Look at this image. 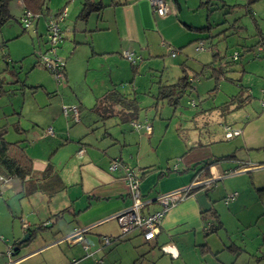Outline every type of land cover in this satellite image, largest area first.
<instances>
[{"label": "crops", "instance_id": "0c3cea01", "mask_svg": "<svg viewBox=\"0 0 264 264\" xmlns=\"http://www.w3.org/2000/svg\"><path fill=\"white\" fill-rule=\"evenodd\" d=\"M17 1L21 10L20 19L25 3L23 0ZM51 1L47 0V8H49L47 12L51 14L57 13L68 2L65 9L67 17L63 24V40L58 52L66 61L65 88L74 93V98H45L42 102L38 98H9L10 106L8 107L10 108L7 115L11 117L7 120L8 129L3 132L9 141L20 142L25 147L37 171L45 170L51 162L60 173L66 188L52 196L40 191L27 195L22 181L16 177L8 178L5 183L0 182L2 188L0 194V235L2 236L0 239V264H6L8 261L6 249L9 246L17 248L22 238L35 228L37 235L19 253L22 258L20 264H95L96 260L101 261V264H239L242 259L243 246L233 238L234 235L241 230H251L256 227L260 218L264 216V161L260 162V160H264V155L260 154V151L264 150V132L259 130L254 132L251 123L245 127H239L233 122H224L221 128L230 123L242 129V133L235 137V139H240L243 144L241 150H238L237 146L232 147L229 151L224 150L223 144L232 145L234 141L222 142L221 148H217L214 145L216 139H211V136H208L204 142L192 141L186 151L181 156H177V161L172 166L178 167L180 171L168 174L163 172L172 168L171 164L165 166L157 160L150 163L145 160L143 153V150L149 147L148 144H151L158 129L152 119L156 118L157 110L164 108L165 104L160 102L156 108L154 100L158 94L161 80L158 83L155 81L157 90L155 89L153 92L143 93L139 91V88L137 89L139 85L136 79L142 77L140 66L145 64L149 72H153L157 70L159 64L163 67L166 66L165 54L168 53L178 58L186 52L185 57L175 63L180 72L179 76L185 66L193 70H201L212 59L209 60L208 56H203L204 59L201 60L188 55L191 52L192 44H198L195 49L199 51L201 50L198 49L200 42H205V40L200 41L203 35L192 30L189 25L202 27L210 22L209 17L207 23L206 21L197 23L192 17L193 14L184 10L183 3L187 4L188 1L173 0V3L172 0L171 2L166 0L170 12L168 15L159 16L153 11L149 0H92L102 2L106 6L100 11H94L86 20H83L78 16L85 0H81L77 4H74L76 0H72L71 3V0H65L60 5H53ZM208 3L210 0L206 1V4ZM203 4L204 2H201L200 6ZM246 7V13L254 21L256 12L253 7L251 9L248 5ZM11 14L15 20L12 11ZM19 19L16 20L20 23ZM46 22V16H42L35 19L26 31L24 28L22 32L19 31L21 34L18 36L25 39L23 33L25 34L32 28L31 32L35 34L32 35L34 48L37 41L42 42L39 45V52L35 53L36 58L30 56L32 49H23V56L28 57L27 60L33 64L31 69L42 64L40 55L48 47ZM8 36L7 33L1 32L4 43L0 42V44L4 45L7 59H4L5 53L3 54V51L0 50L4 63V68L0 71L2 77L0 96L6 95L10 91L6 87L8 79L5 72L10 73V79H13L10 83L20 81V75L14 65L17 53L6 43V40L10 39ZM39 37L41 38L39 39ZM248 47L251 46H245L246 51H248ZM124 51L131 52L136 58L137 73L134 72L132 62L124 56ZM174 53L176 54L173 55ZM120 60H123L124 63L122 70L119 64ZM127 61L130 62V66ZM98 63L101 67H97ZM104 67H107L106 71H104ZM89 70H93L90 83L88 82ZM82 71H85L84 75L80 73ZM126 71L127 73L129 71L128 76L131 72L135 73L134 82H132L133 97L153 98V106H141L138 99L142 111L138 113L137 119L128 120L134 107L123 106L118 100L114 103L113 99L108 100L107 102L113 103L112 106H115L117 112L113 114L103 112L101 115L104 121L111 116L117 117L113 126H107V131L105 130L103 135L98 137L96 143H87V139H83L86 136L84 135L78 140V147L73 155L70 154L63 164L62 160L57 161V154L65 148L59 149L53 142L55 140L50 139L59 137L63 140L62 145L65 147L72 141L69 138L61 137L66 134V131L67 134H72V129H69L72 117L64 114L63 105L74 104L78 107L81 118L82 114L83 116L85 114V117L88 116L87 110L96 111L97 108H93L95 104L92 106L90 100L87 101L85 98H103L111 91L117 90V87L120 88V84H122V88H125L128 76L123 77V75ZM242 78L243 74L241 84ZM83 79L85 80L81 81ZM222 88L221 84L218 94L223 90ZM195 89L197 90L196 86ZM121 93L129 98L126 93L122 91ZM224 94H226L224 98L231 97L229 93L224 92ZM198 97L202 98L199 94ZM261 97L262 94L260 100ZM205 98L212 97L208 95ZM200 101H204V99ZM199 107L201 108L200 112L204 111L201 104ZM2 108L3 104L0 102V109ZM45 112L47 114H44ZM150 113H152L151 116ZM80 121L74 120V123ZM126 122L128 124L131 122L151 124L152 132L148 134L144 128L126 129L124 126ZM91 125L89 122L87 128L83 126L76 134L80 135L86 130L85 134H88ZM47 127H53L56 132L55 137L46 135ZM222 139L227 138L224 135ZM114 145L120 146V150H116ZM89 147L93 148L91 152ZM82 149L84 152L80 154L79 151ZM229 154L235 155L234 158L214 161L216 158ZM116 160L136 170L141 176L144 174L140 185L142 196L145 199L153 200L162 193L188 186L195 175L196 170L193 167L205 161L211 163L199 171L196 177L219 178L210 185L211 187L230 176L242 179V177L246 178L244 174H252L254 182L252 188L249 181H247V186L242 184L236 186L239 194L228 203L224 202V205H230L233 201V208L243 211L251 206L247 205L251 201L252 205H261V210L257 206L254 211L256 220H253V217L238 219L237 211L234 212L233 216L236 221L233 225L237 231H229L222 216L227 211L220 208L219 205L217 206V203L220 200L225 201L230 193L226 190V184L223 183V187L215 186L211 192L208 191L210 186L199 189L184 201L173 206L162 218L160 230L155 239L146 240L138 229L124 233L115 215L130 208L133 205V199L124 179L125 168L120 166L115 171L110 170L111 163ZM69 162L78 168L77 178L72 179L71 176L67 177L64 173ZM160 173L164 175L159 176ZM227 185L230 184L227 183ZM234 187H229V190ZM253 188L259 192L260 198ZM62 193L67 196L60 200ZM17 195L20 197L19 202L16 200ZM160 208V203L153 201L143 210V213H153ZM78 228L84 229L81 235L82 239L74 242L67 240L66 236L74 233ZM256 228L258 229L256 236L258 241L254 250L259 252V249L264 246V231L262 228ZM223 230L226 233L224 237L221 234ZM133 231L136 233L133 236H141L143 243L148 245V249L140 247L141 244L134 245L129 260L124 261V257L119 254V247L133 242V236H131ZM213 235H216L218 239H212ZM105 236L111 237L110 244L103 243ZM63 240H66L67 243L65 251L58 248L63 244ZM119 244L121 246H118ZM86 245L90 248L89 253L84 248ZM116 246L118 247L116 248ZM202 246H206L209 250L206 254L202 253ZM56 249H59V252ZM53 250L56 252L49 255L48 253ZM69 254L72 255L71 263ZM246 254L258 261L263 258V255L251 253L249 250ZM64 259H67L68 262H65Z\"/></svg>", "mask_w": 264, "mask_h": 264}, {"label": "rangeland", "instance_id": "374dc122", "mask_svg": "<svg viewBox=\"0 0 264 264\" xmlns=\"http://www.w3.org/2000/svg\"><path fill=\"white\" fill-rule=\"evenodd\" d=\"M62 1L65 0H52L51 2L53 5H60L61 3H64ZM80 1L81 0H76V3L74 4H77ZM169 1L171 2V0ZM185 1H188V5L183 3L184 10L192 13V17L195 19V21H197V23H205L203 21H206L207 23V19L209 17L210 23L214 26L212 31L214 36L210 39L205 40V49L197 51L195 48L198 44H192L191 52L188 53V55H190L192 58H199L201 60L204 59L203 56H208V59L211 60L214 53L220 52L221 56H224V61L233 62V54L235 52L239 54V60H237L233 65L234 70L229 72L228 75L234 79H238L240 75L243 74L242 84L244 85L246 90H248V92H246V95L250 93L252 95V98H250V101L248 102H245L244 98H239L244 100V102H242L241 104L239 103V100H237L238 98L233 103L223 104L230 99L224 98V96L226 95L224 94V92L232 95V93H236L240 88V86L236 83H231L230 81L226 80H222L221 84L223 86V90L219 94L215 92L212 93V98H205L209 95V90H211L215 86V82L213 79L202 78L199 81L195 82V86L197 87V90L194 92L195 94L192 96L185 94L182 98H180L178 107L169 105L167 102H165V107L159 108L157 110L156 118H151L153 122L155 121L156 129H158L151 141V144L149 145L147 143L149 147H146V149L143 150V153L145 156V160L150 161V163L157 160L165 166L171 164V167L173 166L175 161H177V156H181L183 152L186 151L187 147L191 145L192 141L204 142L205 139L208 138V136H211V139H216V142L213 143L217 148H221L220 144H222V142L227 143L229 141H234L232 145L223 144L224 150L229 151L230 149H232V147L235 146H237L238 150H241L240 148L243 144L240 142V139H222L224 137V126L223 128H221V125L224 122H233L239 127H245L246 125L251 123L250 125L253 126L254 132L256 130L264 132V107L260 100V96L264 89V56L262 54L256 56V47H254L255 50H253L252 52L245 50V46L256 45L261 37L260 35H264V0L256 3L253 6L254 11L256 12V19L254 21L251 19L250 15L246 13V0H210V3L208 4H206V1L209 0H181V2ZM71 2L72 0L70 1V3ZM172 2L174 3L173 0ZM201 2H204V4L200 6ZM17 3V0L11 1V11L14 14L15 20H10L9 22L3 24L2 28H0V42L4 43L1 37V32L3 31L5 32V34L7 33L9 35L8 37H10L9 40H6V43H8L11 49L13 51H16L17 53L15 54L17 60L14 62V65H16L17 71L20 75V81L10 83L11 81H13V79H10V73L5 72L8 79L6 80V87L10 91H8L6 95L0 96V98H2L0 99V102L3 104V108L0 109V132L5 131L9 127L7 124V120L11 117H8L7 115L10 108L8 107L10 106L9 98H38L40 102L44 101L45 98H74V93H71L70 91H68V89L65 88L66 82H58L52 75V73L42 64L38 65L35 69H31L33 64L30 63L31 61L27 60L28 57L23 56V49L30 48L32 49V54L30 56H33L32 58H36L35 53L39 52V45L42 44V42L39 43V41H37L35 43V48L32 46V35H35L31 32L32 28L29 29L25 34L23 33L25 39H22V36H18L23 31V27L16 20L17 18L19 19L21 11L20 6H18ZM209 11H211L210 16ZM182 19L184 18L182 17ZM63 24H65V21ZM40 38L41 37H39V39ZM185 54H182L178 58H175L168 53L165 54L164 60L166 66L163 67L159 64L157 70L153 72H149L147 66H145V64H141L140 70L142 77L140 79H138L137 77L136 79V82H138L139 85L137 89L139 88V91H142L143 93H146V91L153 92L157 88V83L160 80L162 84L175 83L180 77L179 69L175 66V63H178V60H182L185 57ZM1 55L2 54L0 51V71H2L4 68V63L1 59ZM160 63L162 62L160 61ZM119 64L121 65L120 69L122 70L124 64L123 60H120ZM127 64H129L130 66L129 61H127ZM97 67H101L99 63L97 64ZM105 69H107V67H104V71H106ZM243 70L245 72H242ZM99 72L101 71L99 70ZM80 73H83L84 75L85 71H82ZM92 74L93 70H89V83L92 81ZM128 75L129 71L128 73L126 71L123 77ZM134 76L135 73L131 72L130 76L126 78L127 82L125 83L127 84L125 88H122V84H120V88L117 87V90L119 89V92L122 91L123 93H126L127 96H129L128 101L130 103L133 102V105L135 102V98L133 97L134 88L132 86V82H134ZM1 78L2 77L0 76V80ZM84 80L85 79L81 81ZM87 86H89L88 83ZM198 94L202 98H197ZM85 99L87 101L90 100L92 106L95 104L93 108L95 107L97 108V110H87L88 116L85 117V114L84 116L82 114V118L80 119L82 121L80 122L74 123V120L72 118L70 119V121H72V124L69 126V129H72V134L69 135L66 131V134L61 137L63 139L69 138L70 140H72L71 143L67 147H65L62 145L63 140L59 139V137L50 139L55 140L53 142L59 149L65 148V150H60V153H58L56 156L57 161L62 160V164L67 160L70 154H74L75 149L78 147V140L81 137L86 135L83 139H87V143H96L98 137L102 136L107 129V126H113L112 124L115 123V121H117L118 119L114 116H111V118L105 121L102 119L101 114H103V112H105V114H113L117 112L115 106H112V102H106L109 99H106V101L105 98ZM138 99L140 100L141 106H149L152 105L153 102V98H145L142 96V98H137V100ZM157 99L159 100V98H154L155 102L158 101ZM202 99H204V101H200ZM92 100L94 101V103ZM159 101L163 102L165 100L161 99ZM188 101L195 102V104L192 105L188 103ZM200 104L202 105L204 111H199L201 110V108L199 107ZM44 114L47 113L45 112ZM151 115L152 113H150V116ZM43 121H45V119H43ZM89 122H91L92 125L89 127L88 134H85L87 133V130L80 135L76 134L81 128H83V126H88ZM124 126L126 129L135 128L132 125V122L130 124L126 122L124 123ZM48 128L49 127L46 128V131L48 130ZM110 132L112 133L114 131ZM218 140L220 142H217ZM114 146H116V150H120V146ZM89 150L91 152L93 148L89 147ZM242 152L244 153L243 150ZM260 152V154L264 155V150ZM262 161L264 160H260V162ZM75 166L76 165L74 164L71 165L70 162L68 163V166H64V173H66L67 177L71 176L72 179L75 177L77 178L78 168H76ZM244 175L246 176V178L242 177V179L236 176L227 177L223 182H220L215 186L220 185V187H223V183H225L226 190H228V192L230 191L231 193L236 191L239 194V190L236 188V186H239L241 184L247 186V181H249V185L251 188L254 185L252 174L248 173ZM227 183L230 185L228 186ZM215 186H210L208 191L211 192L212 190H214ZM229 187H234L236 189L231 188L229 190ZM253 189L257 193V195H259V192L255 190V188ZM64 196H67V194L62 193L60 195V200ZM16 198V200H18L19 202L20 197L17 195ZM260 200L262 201V199ZM224 202V200H220L217 203V206L219 205L220 208L222 207L227 211L224 212L222 216L224 221L226 222V228L229 231H237L235 229V226L233 225L236 221L235 217L233 216L234 212L237 211L236 213L238 219H248L250 217H253V220H256L254 216L256 215V212L254 211L256 210L257 206H259L261 210V205H252L251 201L249 202V204H247L251 206H248L249 208L243 211L235 210V208H233L232 206L233 201H231L230 205L227 206L224 205ZM256 227L262 228V230L264 231V216L260 218L259 223ZM256 227L252 228L251 230H241L233 237L238 241L240 245L243 246V251H241L243 252L242 259L239 261V264H264V246L259 249V252H255L256 250H254L258 241L256 237L258 229ZM134 231L132 232L131 236H133V234H136ZM221 234L222 237H224V235L226 236L224 230L223 232H221ZM212 239H218V237L216 235H213ZM132 241L133 242L128 245L121 246L122 243L118 245L121 246L119 247V254L124 257V261L129 260L132 247L134 245L138 246L139 244H141L140 247L142 246L144 247V249H148V245L146 243H143V239L141 236H133ZM118 246H116V248ZM58 248L65 251L67 248L66 240H63V244ZM56 250H53L48 254L53 255ZM248 250L251 253L263 255L262 260L258 261V259H254L248 256L246 254ZM57 252H59V249L57 250ZM69 258V262L71 263V254H69ZM64 260L65 262H68L67 259Z\"/></svg>", "mask_w": 264, "mask_h": 264}, {"label": "trees", "instance_id": "16d2710c", "mask_svg": "<svg viewBox=\"0 0 264 264\" xmlns=\"http://www.w3.org/2000/svg\"><path fill=\"white\" fill-rule=\"evenodd\" d=\"M10 1L11 0H0V25H3L13 19V15L11 14L10 7H9ZM23 1L25 3V8H24V12L22 16L20 17L19 21L22 24L25 31L31 27V24L35 19H39L42 16H46V21L48 22V19L50 16H55L59 14L60 12L66 9L67 4H68L67 2V4L64 5L57 13L51 14L47 12L49 10V8H47V0H23ZM261 1L263 0H247V5L249 9H251L256 3L261 2ZM105 6L106 5H104L102 2H94L92 0H85L83 4V8L81 12L79 13L78 17L80 19L86 20L91 13H93L94 11H100ZM26 11L32 12V14L35 16V18L31 19V24L29 27H25V25L22 22V18L24 17ZM47 22H46V28H47ZM189 27L192 30L198 31L200 34L203 35V38L200 41L210 39L214 36L212 33L214 26L210 22H208L206 25L202 27H196V26H190V25ZM46 34H47V29H46ZM260 36L261 37L258 40V43L256 45L248 47V51H251L254 49V47H257L256 56L257 55L259 56L261 54L264 56V50L260 49V47H264V35H260ZM47 43H48V38H47ZM2 47H3V50H2L3 54L5 53L4 54V59H5L6 52H4V45H2ZM235 55L237 56V58H235ZM223 57L224 56H221L220 52L214 53L212 57V61L208 64H205L199 71L193 70L192 68H189L184 65L185 67L182 68V74L175 83L173 84L160 83L159 84V91H158V94L155 96V98H159V100L161 99L165 100L163 101V104L167 102L169 105H174L178 107L180 103V98H182L185 94H188L190 96L193 95V93L196 90L194 86V83L196 81L200 80L201 78H209V79H213L215 82V86L211 90H209V95L211 97H212V93H215V92L218 93V91H220V85H221L222 80L230 81L231 83H236L237 85L240 86L239 90L235 94H232L230 99L224 102L223 104L233 103L237 98L240 104L244 102V100L245 102L250 101V98H252V95L250 93L246 95V88H244V86L240 84L241 77H239L238 79H234L228 75L229 72L234 70L233 65L235 64L237 60H239L240 55L235 52L233 54V59H232L233 62L225 61L224 64H223V61H224ZM130 61L132 62L134 72L137 73L138 69L136 68L137 67L136 58L134 57V61L133 60H130ZM242 72H245V71L243 70ZM65 75H66V71H65ZM103 98H105V101L106 99H109V100L113 99V103L114 101L118 100L119 103L123 106H135L134 107L135 109H133L132 111L133 115L131 114V116L128 117V120L137 119L138 113L142 111V108L139 107V103L136 97H135V102L133 105V102L130 103L128 101V98L125 97L118 90L111 91L109 94L105 95ZM197 98H199L198 95H197ZM239 98H244V100L239 99ZM159 100L155 102L156 107L159 106V103H160ZM188 103L192 105L195 104V102H190V101H188ZM225 126H230L233 129L242 130L241 128L236 127L232 124H225L224 127ZM224 135H225V130H224ZM226 138L233 139L235 138V136L232 138H228V137ZM234 156L235 155L233 154H229L226 156L216 158L214 161L224 160L228 158L231 159V158H234ZM210 163H211L210 161H205L203 163L198 164L199 166L198 165L194 166L193 168L196 171H195V175L192 178L191 182L195 179L198 172L206 168L207 166H209ZM174 171L179 172L180 170H178V167H172V168H168L163 173L168 174L169 172H174ZM163 173H160L159 176H163L164 175ZM0 174L4 175L6 178L16 177L19 180H21L24 186V190L27 193V195H31L36 191H40V192L45 193L48 196H52L55 193L66 188V184L61 178L60 173L58 172V170L55 169L54 165L51 162L48 164L45 170L37 171L34 168L33 160L27 154L25 147H23L20 144V142L9 141L5 137V133L3 131L0 132ZM143 175L144 174H142V176ZM36 233H37L36 228L32 229L29 232L30 238L28 240V243L31 240H33V238L37 235ZM18 245L20 246V243ZM201 250H202V253L204 254H206L209 251L207 250L206 246H202ZM16 253H17V250H16ZM17 255L19 256V254Z\"/></svg>", "mask_w": 264, "mask_h": 264}, {"label": "built area", "instance_id": "2783aa9c", "mask_svg": "<svg viewBox=\"0 0 264 264\" xmlns=\"http://www.w3.org/2000/svg\"><path fill=\"white\" fill-rule=\"evenodd\" d=\"M150 4L153 8V11L159 16H165L169 14V8L167 6L166 0H149ZM67 17L66 10H63L59 14L55 16H50L47 22V38H48V48L45 52L41 53L40 61L41 63L52 73L55 79L58 82H63L65 80V71H66V61L59 54V46L63 40V23ZM35 18V16L30 11H26L24 17L22 18V22L25 27H29L31 24V19ZM198 49H204V42H200ZM261 50H264V47H260ZM0 50H3L2 45L0 44ZM124 56L129 60L134 61V56L131 52L124 51ZM174 53L173 55H175ZM235 58L237 56L235 55ZM262 105L264 106V89L262 91L261 97ZM63 112L66 116H71L75 121H80V111L78 107L74 104H65L63 105ZM132 125L136 130L144 128L148 134L152 132V125L148 123H140V122H132ZM225 135L228 138L236 137L242 133L240 129H233L230 126H225ZM47 136H56V132L53 127H49L45 132ZM84 150H80L79 153L82 154ZM120 166L125 168V176L124 179L128 184L129 194L133 199V205L130 208H127L115 215L122 231L127 233L131 230L138 229L140 230L144 238L146 240H153L157 236L160 230V223L164 215L175 205L184 201L188 197H190L195 191L208 187L209 185L216 182L219 178H210V179H202L195 178L188 186L178 188L175 190L168 191L166 193H162L153 199H145L142 196V192L140 189L141 185V176L139 173L122 164L119 160L114 161L110 165V170L115 171ZM176 167V166H175ZM8 181L4 175L0 174V182L5 183ZM2 193V188L0 187V194ZM238 195L237 192H231L228 194L225 202L228 203L229 200L236 198ZM153 201H157L160 203L161 208L158 211L153 213L144 214L143 210L148 207ZM83 228H78L74 233L66 236L67 240H71L72 242L78 241L81 238L83 233ZM0 239L2 236L0 235ZM111 237L105 236L103 237L104 244H110ZM85 250L89 253V246L84 247ZM7 255L9 256V261L7 264H20L22 258L16 254V250L13 246H9L7 249ZM95 264H101V261L96 260Z\"/></svg>", "mask_w": 264, "mask_h": 264}, {"label": "water", "instance_id": "95a60500", "mask_svg": "<svg viewBox=\"0 0 264 264\" xmlns=\"http://www.w3.org/2000/svg\"><path fill=\"white\" fill-rule=\"evenodd\" d=\"M30 238V234H26L22 240L20 241V246H18L17 248H15V250H17L16 254H19L22 250V248L27 246L28 240Z\"/></svg>", "mask_w": 264, "mask_h": 264}]
</instances>
